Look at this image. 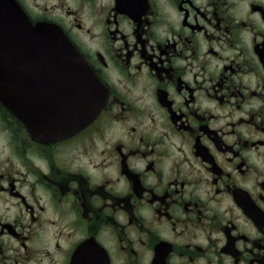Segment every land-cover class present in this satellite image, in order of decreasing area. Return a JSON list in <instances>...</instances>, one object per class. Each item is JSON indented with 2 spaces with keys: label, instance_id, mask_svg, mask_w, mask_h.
Returning <instances> with one entry per match:
<instances>
[{
  "label": "flooded vegetation",
  "instance_id": "1",
  "mask_svg": "<svg viewBox=\"0 0 264 264\" xmlns=\"http://www.w3.org/2000/svg\"><path fill=\"white\" fill-rule=\"evenodd\" d=\"M23 16L107 100L57 131L71 83L12 78L0 264H264V0H0V40Z\"/></svg>",
  "mask_w": 264,
  "mask_h": 264
},
{
  "label": "water",
  "instance_id": "2",
  "mask_svg": "<svg viewBox=\"0 0 264 264\" xmlns=\"http://www.w3.org/2000/svg\"><path fill=\"white\" fill-rule=\"evenodd\" d=\"M22 19L19 23L14 22L13 33L10 32L13 38H7L5 33L0 40V99L5 105L9 104L12 78L14 94L21 90L22 82L18 77L23 73V63L29 60L30 76L45 77V82H53L56 78L61 83H71L70 88H62L64 93L72 91L69 102L51 106L61 108V116L57 115L58 121L55 122L57 131L65 125L70 127L67 131H76V126L93 119L104 107L107 100L105 88L61 27L48 22L33 24L26 16ZM11 47L13 54L10 53ZM10 61L14 63L13 68L9 67ZM18 114L22 115L20 111Z\"/></svg>",
  "mask_w": 264,
  "mask_h": 264
}]
</instances>
